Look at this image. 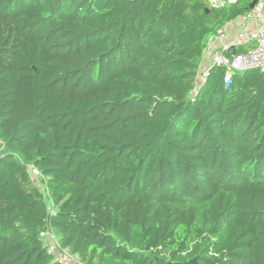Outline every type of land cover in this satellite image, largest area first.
I'll return each mask as SVG.
<instances>
[{"label":"trees","instance_id":"obj_1","mask_svg":"<svg viewBox=\"0 0 264 264\" xmlns=\"http://www.w3.org/2000/svg\"><path fill=\"white\" fill-rule=\"evenodd\" d=\"M251 2L0 0V264H57L47 230L83 264H264V74L198 84Z\"/></svg>","mask_w":264,"mask_h":264},{"label":"built area","instance_id":"obj_2","mask_svg":"<svg viewBox=\"0 0 264 264\" xmlns=\"http://www.w3.org/2000/svg\"><path fill=\"white\" fill-rule=\"evenodd\" d=\"M226 0H208L213 7H220ZM234 2L235 0H227ZM239 23V24H238ZM237 28L227 33L225 27L218 29L207 38L203 62L205 67L200 70L198 84L207 77L208 67H226L235 72L259 70L264 74V0H256L250 11L238 22ZM251 47L247 53L229 54L235 48ZM226 75L225 81H228ZM198 84L194 92H197ZM35 176L38 175L33 171ZM44 247L57 264H83L67 250L60 248L54 233L50 230L40 234Z\"/></svg>","mask_w":264,"mask_h":264},{"label":"water","instance_id":"obj_3","mask_svg":"<svg viewBox=\"0 0 264 264\" xmlns=\"http://www.w3.org/2000/svg\"><path fill=\"white\" fill-rule=\"evenodd\" d=\"M192 1V0H190ZM256 3V0H252L251 4L249 5V9H252L254 7ZM159 264H171V263H167V262H164L162 260H159ZM176 264H198V259L197 258H194L186 263H176Z\"/></svg>","mask_w":264,"mask_h":264},{"label":"crops","instance_id":"obj_4","mask_svg":"<svg viewBox=\"0 0 264 264\" xmlns=\"http://www.w3.org/2000/svg\"><path fill=\"white\" fill-rule=\"evenodd\" d=\"M240 21V20H239ZM239 21H233V22H230V23H228L227 25H226V28H225V30H226V32L227 33H230V32H232V30L234 31L236 28H237V26H238V22ZM238 23V24H237ZM204 55V54H203ZM204 64H206V63H204Z\"/></svg>","mask_w":264,"mask_h":264}]
</instances>
